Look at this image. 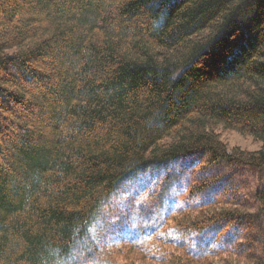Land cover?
Instances as JSON below:
<instances>
[{"label":"trees","instance_id":"1","mask_svg":"<svg viewBox=\"0 0 264 264\" xmlns=\"http://www.w3.org/2000/svg\"><path fill=\"white\" fill-rule=\"evenodd\" d=\"M220 128L261 147L229 149ZM191 155L264 168V0H0V264H67L125 180ZM193 204L174 230L241 215ZM163 242L190 264L222 246L162 231L108 251Z\"/></svg>","mask_w":264,"mask_h":264},{"label":"rangeland","instance_id":"2","mask_svg":"<svg viewBox=\"0 0 264 264\" xmlns=\"http://www.w3.org/2000/svg\"><path fill=\"white\" fill-rule=\"evenodd\" d=\"M219 131L229 149L239 147L255 151L261 147V142L252 136L221 128ZM204 181L208 185L204 186ZM198 185L202 189L197 188ZM262 186L264 168L224 162L212 164L199 155L174 159L161 167L142 172L134 179L125 180L107 201L88 237L67 264H84L86 259L89 264H102V258L104 264H178L180 258L183 263L190 264V257L183 252L185 248H165L169 247L170 241L163 242L162 254L148 255L126 246L108 251L109 246L118 245L122 238L137 240L140 234L146 233L157 237L162 231L173 235L187 248L199 245L200 250H204L202 246L207 245L211 248H208V253L220 249L215 246L222 245L220 253L208 259L209 264H225L227 261L250 264L248 261L253 262L252 257L264 255V212L260 211L255 198L257 189ZM205 201L211 202L206 210L208 216H214L213 219L229 207L241 213L231 224L234 227L227 230L222 227L220 232L218 225H214L207 234L189 232L190 229L181 223L182 218L199 215L204 207L193 203ZM189 207L193 208L187 209ZM173 225L187 228L174 230ZM171 252L177 261L162 260L164 254L167 256Z\"/></svg>","mask_w":264,"mask_h":264}]
</instances>
